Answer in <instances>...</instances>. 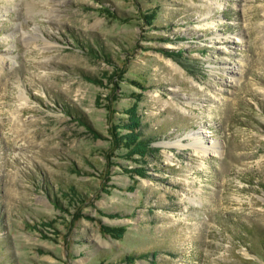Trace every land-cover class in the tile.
I'll list each match as a JSON object with an SVG mask.
<instances>
[{
	"label": "rangeland",
	"instance_id": "rangeland-1",
	"mask_svg": "<svg viewBox=\"0 0 264 264\" xmlns=\"http://www.w3.org/2000/svg\"><path fill=\"white\" fill-rule=\"evenodd\" d=\"M0 264H264V0H0Z\"/></svg>",
	"mask_w": 264,
	"mask_h": 264
},
{
	"label": "trees",
	"instance_id": "trees-1",
	"mask_svg": "<svg viewBox=\"0 0 264 264\" xmlns=\"http://www.w3.org/2000/svg\"><path fill=\"white\" fill-rule=\"evenodd\" d=\"M136 123H126L127 129H129L128 133L124 135H119L117 138L121 141L123 146L128 149L129 153L139 152V153H146L149 150L150 143L152 142V138H144L135 130Z\"/></svg>",
	"mask_w": 264,
	"mask_h": 264
},
{
	"label": "bare ground",
	"instance_id": "bare-ground-1",
	"mask_svg": "<svg viewBox=\"0 0 264 264\" xmlns=\"http://www.w3.org/2000/svg\"><path fill=\"white\" fill-rule=\"evenodd\" d=\"M195 141V148H196V151L198 152H202L204 154H206L207 152L209 151H212V152H218V146H216V144H213L212 147L211 146H206L205 143L202 142L203 140V137H199V138H195L194 139Z\"/></svg>",
	"mask_w": 264,
	"mask_h": 264
}]
</instances>
